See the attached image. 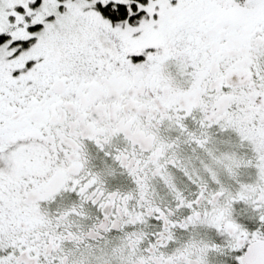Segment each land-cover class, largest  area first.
Masks as SVG:
<instances>
[{
    "label": "snow or ice",
    "instance_id": "snow-or-ice-1",
    "mask_svg": "<svg viewBox=\"0 0 264 264\" xmlns=\"http://www.w3.org/2000/svg\"><path fill=\"white\" fill-rule=\"evenodd\" d=\"M0 264H264V0H0Z\"/></svg>",
    "mask_w": 264,
    "mask_h": 264
}]
</instances>
